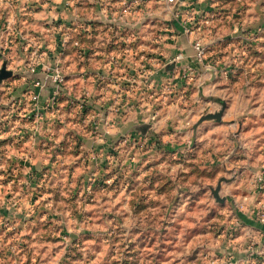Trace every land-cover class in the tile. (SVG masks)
<instances>
[{
  "label": "rangeland",
  "instance_id": "1",
  "mask_svg": "<svg viewBox=\"0 0 264 264\" xmlns=\"http://www.w3.org/2000/svg\"><path fill=\"white\" fill-rule=\"evenodd\" d=\"M35 4L0 0V264H264V0L152 8L133 34L169 74L150 103L110 112L78 93L84 71L51 29L68 17ZM184 31L206 46L198 64L157 48ZM177 52L183 65L163 64ZM56 64L66 83L47 107L34 79Z\"/></svg>",
  "mask_w": 264,
  "mask_h": 264
},
{
  "label": "crops",
  "instance_id": "2",
  "mask_svg": "<svg viewBox=\"0 0 264 264\" xmlns=\"http://www.w3.org/2000/svg\"><path fill=\"white\" fill-rule=\"evenodd\" d=\"M36 1L35 6H38V10L35 13L37 16H59L58 18L67 16V22L72 26L70 34L81 42L83 51L72 47V45L69 46L70 60L68 65L78 71L76 74L78 76L81 74L80 71H84V76L81 75L79 78H84L85 84L82 89L79 88L81 91L78 93H85L90 98L102 99L104 111L107 109L109 112L114 109L113 106H109L111 101L108 99L111 98L117 99L118 105L126 97L140 99L143 104L150 103L153 94L152 83L156 80H162L165 75L169 74L168 70L171 68L166 67L167 71L165 69L159 70L158 60L161 58L154 60L152 64V37L150 40L135 37L133 34L135 30L133 29L136 27L133 28L134 24L132 23L143 25L145 19L150 18L152 8L157 7L161 8L164 17L173 15L175 4L168 5L162 0H151L135 11V15L130 17L128 22H115L111 19V10L117 7L116 0H106V3L104 0H67L69 4L66 9L63 8V3L66 0ZM107 3H110L106 7L108 11L102 8ZM51 29L53 33L57 31L59 36L61 35L62 31L57 28L54 29L53 26ZM193 33L196 32L185 33V36L180 35L178 38L181 39V42H177L176 45L172 41L162 42L157 48L162 49L160 52L163 56L171 55L170 46L183 50L182 53L185 57L189 56L194 64H198L194 48L191 46V41L195 37ZM142 34L149 37L150 32L144 31ZM168 51L170 52L168 53ZM112 53L122 54L123 59L118 65L111 64L110 56ZM143 65L146 67L144 70H142ZM130 75H133L134 79H129ZM100 76H105V80H101ZM110 77L112 78L109 79ZM112 79L114 80L110 83ZM48 87L50 86L46 87L49 92ZM46 92L45 90L44 93L46 94ZM121 108L123 107H118V109ZM121 112L120 114H122Z\"/></svg>",
  "mask_w": 264,
  "mask_h": 264
},
{
  "label": "built area",
  "instance_id": "3",
  "mask_svg": "<svg viewBox=\"0 0 264 264\" xmlns=\"http://www.w3.org/2000/svg\"><path fill=\"white\" fill-rule=\"evenodd\" d=\"M117 4H116V8L112 9V21H120V22H128L127 20L134 16L135 11H137L140 7H142L144 4H146L148 1L151 0H116ZM164 3L168 4V5H173L176 4L178 0H162ZM104 2L106 3V0H104ZM67 4H69V2L67 1ZM108 4L103 5L102 8H104L106 11H108ZM54 29H58L61 32V35L58 37L59 42L61 44L62 47L65 46V43L68 42L69 45H72V47L78 48L80 51H82V46H81V42L78 38H75L74 36H72V34H70V32L72 31L71 29V25L68 24V22L65 21H61L60 23H58L57 25L52 24ZM183 33H187V31H184ZM192 46L194 48V53H195V58L198 61H202L204 59L205 53H206V46L203 43V41L201 39H196L194 40V42L192 43ZM166 58V57H165ZM123 59L122 54H114L112 53V55L110 56V61L112 65H118L120 63V61ZM182 60V53H175L174 55H172L171 57H168L167 59H165V62L163 64H169V63H176V64H180L183 65L181 63ZM30 69L32 71L35 70L34 66H31ZM146 69V67L143 65L142 66V70ZM189 69L184 68V70L182 71V76H187L190 74V71H188ZM136 73V72H135ZM142 73H144L142 71ZM101 80H105V76H100L99 77ZM112 77H110L109 79H111ZM129 79H134L133 75L129 76ZM114 79L111 80L110 83L113 82ZM133 81V80H131ZM66 83V76L63 73V69L61 66H59L58 64H56L54 67H52L51 69H47L44 70L42 72L41 77L35 78L34 79V86L39 87L41 90L44 87L47 86H52V90H50L47 93V100H46V106H53L56 102V94L59 93V87L60 88H64ZM49 84V85H48ZM65 90V89H62ZM41 91H29L28 93H30V96L32 97V99H34L33 101H38L39 95H40ZM257 177V182L259 184V188L261 190L264 191V167L261 170V172L256 176ZM260 221L264 222V210H263V214L260 216Z\"/></svg>",
  "mask_w": 264,
  "mask_h": 264
},
{
  "label": "water",
  "instance_id": "4",
  "mask_svg": "<svg viewBox=\"0 0 264 264\" xmlns=\"http://www.w3.org/2000/svg\"><path fill=\"white\" fill-rule=\"evenodd\" d=\"M10 74H11V71H8V70L2 69L0 71V77H4V76L10 75ZM223 107H224V103H223V106L221 107V109L219 111H216V112H208V113L203 114L198 119L197 123L201 122L204 119H209V118H213L215 120H220L221 119V116H222V112H223ZM197 123L195 124V126L197 125ZM219 187H220V184L218 183V185L216 186V188L213 189V194L216 197V199H218L220 201H223L224 200V197L220 198L219 195H218Z\"/></svg>",
  "mask_w": 264,
  "mask_h": 264
}]
</instances>
